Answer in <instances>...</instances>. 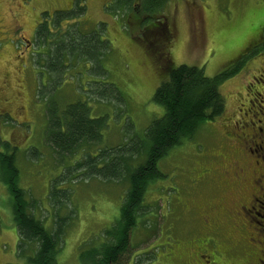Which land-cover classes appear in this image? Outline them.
<instances>
[{
	"label": "rangeland",
	"instance_id": "1",
	"mask_svg": "<svg viewBox=\"0 0 264 264\" xmlns=\"http://www.w3.org/2000/svg\"><path fill=\"white\" fill-rule=\"evenodd\" d=\"M120 1L81 0L84 16L54 23L51 21L55 12L72 9L75 13V0H0V135L10 146L17 147L19 185L39 201L38 215L46 225L55 229L57 216L66 217L58 264H81L80 251L103 242V234L119 219L128 185L116 179L86 178L74 168L69 178L57 186L68 189L70 202L47 200L51 183L63 166L71 167L84 157H66L61 162L62 158L46 143L49 104L65 108L70 103L83 102L91 119L105 118L101 141L89 149L95 160L100 149H112L131 137L143 136L152 122L163 116V107L153 102L166 74L162 67H199L207 77L220 74L232 64L235 70L239 58L248 54V46L264 28V0H171L160 7L156 16L150 14L161 23L155 25L157 29L167 23L171 34L164 45L155 49L150 39L139 41L133 37L136 28L132 25L136 22L130 17L136 12V1L131 2L132 10L124 8ZM195 3L203 8L205 17L203 33L197 37L191 33ZM45 15L49 16L48 31L56 33V39L78 24L87 36L99 33V39L106 40L109 46L106 69H95L93 63L75 59L69 68L59 70L62 81L49 102L39 97V90L59 79L35 61L43 47L35 33ZM153 19L144 20L141 26L152 24ZM45 40L46 52L48 48L53 50V41L48 40L47 45ZM40 61L44 63V57ZM64 64L69 65V61ZM247 71L243 68L222 84L220 91L226 107L221 116L201 125L192 139L171 149L159 161L162 176L149 187L144 211L131 233L129 253L120 264H188V252L200 239L195 235L200 223L198 213L206 204L224 197L227 190L237 194L241 189L238 180L228 181L227 176L236 179V171H240L236 176L241 177V169H254L246 157L238 162L244 125L232 132L223 124L233 119L241 103H246L247 97H239L248 93L245 90L251 84L252 74ZM105 83L115 85V98L97 99L93 95ZM244 113L245 110L241 112L243 117ZM0 152H4L3 147ZM228 234H235L231 223L223 230V236ZM18 245L11 197L0 179V264H28L19 258Z\"/></svg>",
	"mask_w": 264,
	"mask_h": 264
},
{
	"label": "trees",
	"instance_id": "2",
	"mask_svg": "<svg viewBox=\"0 0 264 264\" xmlns=\"http://www.w3.org/2000/svg\"><path fill=\"white\" fill-rule=\"evenodd\" d=\"M75 1V13L72 9L70 12H55L51 22L67 18L74 21L76 16H84L86 11L84 6L80 7L81 0ZM131 2L132 0H121L119 4L132 9ZM164 2L166 1H145L143 8L147 14L157 13ZM48 17H42L35 33L38 44L43 46L36 53L35 61L40 68L52 72L59 79L39 90V97L42 96L49 102V96L55 95L54 89L62 81L59 70L69 68L75 59L89 61L94 64L95 69H106L105 55L109 54V46L106 40L99 39V33L87 36L78 24L56 39V33L50 34L48 31ZM45 39L53 41V50L48 48L49 51L46 52L43 43ZM48 40H45V44L50 45ZM42 57L45 59L44 63L40 61ZM66 61H69V65L64 64ZM237 66L240 68V65ZM227 68L214 77H207L204 69L199 67H162L166 74L155 91L153 102L163 107V116L153 121L143 136L131 137L125 144L112 149H100L95 160L89 149L101 141L102 130L106 126L105 118L91 119L90 110L83 102L70 103L65 108L50 103L46 108L49 113L45 140L55 154L62 158L61 162H65L66 157L84 156L81 161L73 162L70 168L65 169L66 166L61 164L63 168L58 178L51 183L47 200L60 203L64 199L70 202L68 189H59L57 186L69 178L68 175L75 169L86 178H110L111 181L116 179L128 185L120 206L119 219L103 234V242L80 251L81 264H120L119 261L129 253L131 233L144 211L146 194L151 183L162 176L158 171L159 161L171 149L192 139L201 125L221 116L225 110L221 86L239 72V68ZM114 86L112 83L101 84L100 87L105 88H96L93 95L97 99H105L106 96L115 98L117 89ZM0 147L4 148V152H0V179L9 191L12 201L19 258L26 260L28 264H58L66 217L57 216L55 229L46 225L41 215H38L39 201L32 197L29 190L19 185L17 147L13 148L3 141L1 135Z\"/></svg>",
	"mask_w": 264,
	"mask_h": 264
},
{
	"label": "flooded vegetation",
	"instance_id": "3",
	"mask_svg": "<svg viewBox=\"0 0 264 264\" xmlns=\"http://www.w3.org/2000/svg\"><path fill=\"white\" fill-rule=\"evenodd\" d=\"M135 1L136 12L130 17L136 22L132 25L136 28L133 37L139 41L150 39V45L157 49L171 38V34H168L170 29L167 23L161 30L157 29L155 25L161 23L155 20L148 26H141L144 20H150L148 18L152 16L143 8L146 0ZM193 6L197 9L193 14L196 18L192 20L191 33L197 37L203 33L205 17L201 6L197 3ZM164 19L168 22V18ZM246 53L237 61L240 68H236H239L237 75L243 68L252 74L249 75L251 84L245 90L248 93L239 97L242 100L247 97L245 102L248 104L241 103L233 119L225 121L223 125L232 132L244 125L238 162L246 157L254 169L245 171L240 168L243 176H236L240 172L236 171V179L227 176L228 181L238 180L241 189L237 194L227 190L224 197L206 204L198 213L200 223L195 235L200 239L191 247L193 250L188 252V264H264V28L248 46ZM252 53L256 55L252 57ZM244 110V117L249 120H244L241 114ZM227 223L233 224L234 237L230 234L229 237L223 236Z\"/></svg>",
	"mask_w": 264,
	"mask_h": 264
},
{
	"label": "bare ground",
	"instance_id": "4",
	"mask_svg": "<svg viewBox=\"0 0 264 264\" xmlns=\"http://www.w3.org/2000/svg\"><path fill=\"white\" fill-rule=\"evenodd\" d=\"M104 50V49H103ZM59 90V89H58ZM76 161V160H75ZM247 176V175H246Z\"/></svg>",
	"mask_w": 264,
	"mask_h": 264
}]
</instances>
